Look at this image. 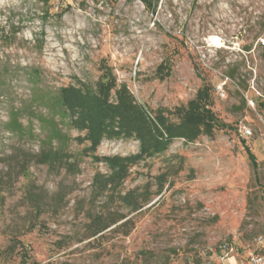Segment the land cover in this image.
<instances>
[{
	"label": "rangeland",
	"instance_id": "374dc122",
	"mask_svg": "<svg viewBox=\"0 0 264 264\" xmlns=\"http://www.w3.org/2000/svg\"><path fill=\"white\" fill-rule=\"evenodd\" d=\"M33 68L51 95L95 91L111 73L171 123L209 86L221 125L141 157L100 191L94 177L111 170L92 154L135 155L140 141L103 139L92 152L66 119L78 167L37 164L39 138L5 128L20 109L40 133ZM263 244L264 0H0V264H241Z\"/></svg>",
	"mask_w": 264,
	"mask_h": 264
},
{
	"label": "trees",
	"instance_id": "16d2710c",
	"mask_svg": "<svg viewBox=\"0 0 264 264\" xmlns=\"http://www.w3.org/2000/svg\"><path fill=\"white\" fill-rule=\"evenodd\" d=\"M147 7H152L153 0H141ZM97 83L93 90H83L75 86H64L57 94L39 88L38 80L41 70L33 68L29 80L33 83L30 99L36 104L32 117L40 123V133L32 127V121L27 128L20 119L22 110L13 109L5 128L15 135H23L28 131L31 137H38L41 145L34 154L37 164L49 165L52 168H65L68 171L78 167L72 161L73 155L68 152V144L72 138L63 130V124L68 119L69 126L78 131H85L84 136L75 139L90 141V151L95 152L103 139L113 140L135 137L140 141V151L130 156H96L103 160L111 170L110 175L97 174L93 184L100 191L113 190L128 176L129 166L145 155L164 152L168 146L179 138L194 141L202 133L212 134L221 122L209 107L210 88L199 89L194 99L185 108H179L180 121L171 123L164 115L152 116L148 109L136 101L126 84L119 85L111 73ZM40 108H45V114ZM25 111V110H24ZM29 113V112H28ZM249 158L257 166L254 153L247 147ZM28 167L22 170L25 172ZM116 221V220H115ZM113 221V223H115ZM99 217L97 223L102 224ZM105 224L100 230L108 228ZM229 249L228 244L220 245L219 255ZM264 253V244L257 249Z\"/></svg>",
	"mask_w": 264,
	"mask_h": 264
},
{
	"label": "built area",
	"instance_id": "2783aa9c",
	"mask_svg": "<svg viewBox=\"0 0 264 264\" xmlns=\"http://www.w3.org/2000/svg\"><path fill=\"white\" fill-rule=\"evenodd\" d=\"M245 133H251L250 130L245 129ZM241 264H264V253H252L246 261Z\"/></svg>",
	"mask_w": 264,
	"mask_h": 264
}]
</instances>
